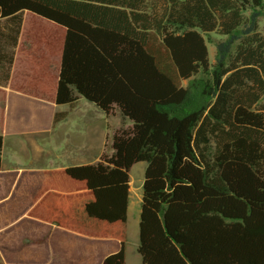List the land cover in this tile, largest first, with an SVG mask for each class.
Here are the masks:
<instances>
[{
  "label": "trees",
  "instance_id": "trees-1",
  "mask_svg": "<svg viewBox=\"0 0 264 264\" xmlns=\"http://www.w3.org/2000/svg\"><path fill=\"white\" fill-rule=\"evenodd\" d=\"M24 12L63 34L54 103L131 121L97 162L50 170L28 214L118 241L101 264H124L128 170L144 161L141 264H264V0H0L11 45Z\"/></svg>",
  "mask_w": 264,
  "mask_h": 264
},
{
  "label": "crops",
  "instance_id": "crops-1",
  "mask_svg": "<svg viewBox=\"0 0 264 264\" xmlns=\"http://www.w3.org/2000/svg\"><path fill=\"white\" fill-rule=\"evenodd\" d=\"M23 24L24 13H22L16 43L11 45L8 39L11 34L10 24L3 19L0 20V54L3 56L0 59V135L2 136L0 262L1 264H61L59 254L64 248H69L84 253L80 260L81 264H101L105 256L119 249L118 241L77 234L28 214L37 198L40 197L41 185L50 170L97 162L104 153L107 137L105 135V138L101 137L100 141L91 142L89 146L82 141L83 138L79 139L81 134L70 130L67 115L59 121H53L55 112L65 110L62 108L64 104L54 103L63 34H60L59 41L58 36L52 33L51 45L45 51H39L36 58H28L23 54L21 60L19 55L25 39ZM11 51L12 62L8 67V77L3 80V71L7 66L6 60L9 59ZM49 67L54 73L51 91L45 86L43 76ZM38 68H42V77L33 80L29 74H33L34 69ZM69 134L72 137L64 145L70 149L68 155L71 156L69 155V158L61 156V159L59 155H54L55 162L44 161L42 156L45 155L50 141L58 145L60 142L63 143V139L68 138ZM7 148L25 152L27 161L25 163L10 161L15 160V154L5 157ZM92 148L95 149L94 153H91ZM132 166L128 170V176ZM128 184L126 238L128 239V233L131 232L136 242V251L141 197L139 182L135 183L129 179ZM130 195L134 198H130ZM130 210L132 211L131 219ZM126 242L124 264H127ZM136 253L140 258L137 251Z\"/></svg>",
  "mask_w": 264,
  "mask_h": 264
},
{
  "label": "rangeland",
  "instance_id": "rangeland-1",
  "mask_svg": "<svg viewBox=\"0 0 264 264\" xmlns=\"http://www.w3.org/2000/svg\"><path fill=\"white\" fill-rule=\"evenodd\" d=\"M58 30V26L41 18L36 15H33L29 12H24V24H23V36L29 39L27 46L28 52L25 53V39L23 41V48L20 50V58L22 60L23 54L29 57H37V53L39 51H45L49 45L46 40H49L50 34L54 33V30ZM61 31V28H59ZM258 31L261 34H264V17L259 18L258 22ZM60 36V35H59ZM217 40V36L212 35L210 38H207V48H208V56L209 61H214V54H215V41ZM30 50L34 51V54L30 52ZM31 60V59H30ZM49 84L45 81V85L49 86V91L52 88V82L54 79V73L50 70L49 73ZM29 77H32V74H29ZM53 77V78H52ZM53 89V88H52ZM64 111L67 113L68 118V126L70 130L73 132H78L79 139H82L85 143L91 146V142L100 141L101 137L105 138L106 145H104V153L109 154V141L112 133H114L119 128H125L131 125V121L123 117L120 114V111L115 108L110 114L104 113L100 110L94 103L87 101L86 99L80 97L78 101L72 107L68 105L62 106ZM72 135H68V138L63 139V143L55 144L53 141H50V145L46 148L45 155L42 156L44 161H56L54 159V155L64 156V158H69L68 152L70 151L69 148L65 147L64 143L70 140ZM95 149H91V153H94ZM15 154V156H14ZM5 157L14 156L15 160L10 161H18L20 163H25L26 154L25 152H17L12 149L7 148L5 153ZM71 156V155H70ZM62 159V158H61ZM53 162V163H54ZM146 166L144 161L137 162L134 164L129 172V179H132L133 182H139V191L141 197V187H142V179H143V171ZM132 196V197H131ZM130 198H134L133 195H130ZM137 217V214H135ZM132 218V211L130 210V219ZM131 225V220H130ZM132 236L131 232L128 233V239L126 242V254H125V261L127 264H141L140 258L135 251V239ZM112 243V242H111ZM107 243V244H111ZM84 253L80 251H76L74 249L64 248L63 252L59 254L61 258V264H81V258H83ZM1 264V262H0Z\"/></svg>",
  "mask_w": 264,
  "mask_h": 264
}]
</instances>
